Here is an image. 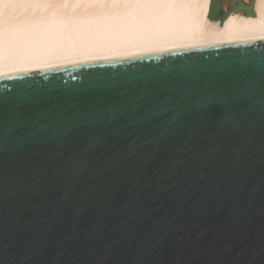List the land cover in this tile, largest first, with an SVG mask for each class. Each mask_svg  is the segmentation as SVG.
Segmentation results:
<instances>
[{
	"label": "water",
	"instance_id": "1",
	"mask_svg": "<svg viewBox=\"0 0 264 264\" xmlns=\"http://www.w3.org/2000/svg\"><path fill=\"white\" fill-rule=\"evenodd\" d=\"M222 77L239 100L193 125L180 98ZM80 102L123 113L72 130ZM0 264H264V40L0 76Z\"/></svg>",
	"mask_w": 264,
	"mask_h": 264
},
{
	"label": "bare ground",
	"instance_id": "2",
	"mask_svg": "<svg viewBox=\"0 0 264 264\" xmlns=\"http://www.w3.org/2000/svg\"><path fill=\"white\" fill-rule=\"evenodd\" d=\"M211 1L151 0L154 6L137 8L120 0L114 8L112 0H38L11 23L0 11V76L264 40V0H255L254 16L224 0V23L209 18Z\"/></svg>",
	"mask_w": 264,
	"mask_h": 264
},
{
	"label": "snow or ice",
	"instance_id": "3",
	"mask_svg": "<svg viewBox=\"0 0 264 264\" xmlns=\"http://www.w3.org/2000/svg\"><path fill=\"white\" fill-rule=\"evenodd\" d=\"M120 6V0H112V7ZM124 7H152L151 0H135L132 3L131 0H125ZM39 7L38 0H0V11L3 12L7 22L11 23L16 17L17 13L26 12L29 9ZM239 89L233 90L232 82L227 77L218 78L213 83L207 86L200 87L191 97H181L180 104L190 110L192 117V124L199 126L206 123L209 115L216 108H227L229 105L235 104L239 100ZM162 93L159 90L154 89L150 84H145L141 90V94L138 96L139 101H143L145 104L150 105L154 110L166 104V100L161 98ZM170 97H167L169 99ZM55 106L54 101L46 99H36L34 101L33 109L26 112L20 111L17 113L22 119H30L31 115L38 112L39 115H46ZM138 105L133 108L132 111H139ZM75 107L79 108V113L70 122V129L82 130L83 132L91 131L96 128L99 123L105 119H112L118 114L123 113L120 108L115 109L111 113H105L91 104H85L80 102ZM83 121V123H79ZM71 137H68L70 142ZM67 142L60 145L61 148H66ZM54 158L57 157L55 153L51 154Z\"/></svg>",
	"mask_w": 264,
	"mask_h": 264
}]
</instances>
